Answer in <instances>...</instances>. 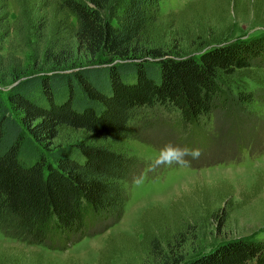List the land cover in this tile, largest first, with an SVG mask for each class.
I'll return each mask as SVG.
<instances>
[{
  "label": "trees",
  "instance_id": "trees-1",
  "mask_svg": "<svg viewBox=\"0 0 264 264\" xmlns=\"http://www.w3.org/2000/svg\"><path fill=\"white\" fill-rule=\"evenodd\" d=\"M15 1L19 19H38L35 32L53 22L44 59L53 54V65L31 73L15 65L10 84L0 83V231L7 237L63 250L97 223L119 221L126 184L142 162L117 140L140 139L141 129L176 113L200 132L187 147L202 150L200 130L218 107L255 99L245 79L264 67V30L197 56L172 55L142 44L161 18L162 0ZM9 2L0 0V43L10 34ZM66 38L90 61L70 65L75 45L66 48ZM65 127L92 140L51 148ZM176 236L173 255L158 233L147 230L143 240L159 264H264V236L225 240L187 261L176 256L185 234Z\"/></svg>",
  "mask_w": 264,
  "mask_h": 264
},
{
  "label": "rangeland",
  "instance_id": "rangeland-1",
  "mask_svg": "<svg viewBox=\"0 0 264 264\" xmlns=\"http://www.w3.org/2000/svg\"><path fill=\"white\" fill-rule=\"evenodd\" d=\"M9 12L10 34L0 43L1 85L10 84L8 72L15 65L26 73L53 65V54L48 63L44 60L47 47L53 45V22L35 32L38 19H19L15 0H10ZM263 30L264 0H162L161 18L145 33L142 44L148 50L197 56L206 47ZM65 41L66 48L73 49V39ZM71 53L70 65L90 61L76 45ZM245 81L255 99L247 104L231 100L229 107L216 109L211 124L200 130L207 139L205 149L198 159L188 158L189 166L152 167L165 145L187 147L194 135L200 136L193 128L186 129L176 113L141 129L140 139L116 141L142 162L126 184L128 200L119 221L97 223L63 250L0 231V264H159L143 240L147 230L162 237L168 255L179 244L176 234L183 232L187 240L176 256L182 253L185 261L225 240L263 237L264 67L250 72ZM90 140L92 134L86 130L65 127L51 148Z\"/></svg>",
  "mask_w": 264,
  "mask_h": 264
},
{
  "label": "clouds",
  "instance_id": "clouds-1",
  "mask_svg": "<svg viewBox=\"0 0 264 264\" xmlns=\"http://www.w3.org/2000/svg\"><path fill=\"white\" fill-rule=\"evenodd\" d=\"M201 155L202 150L200 148L168 144L159 150L158 155L153 160L152 167H171L173 165L185 167L190 165L191 161L188 159L189 157L194 160L198 159Z\"/></svg>",
  "mask_w": 264,
  "mask_h": 264
}]
</instances>
